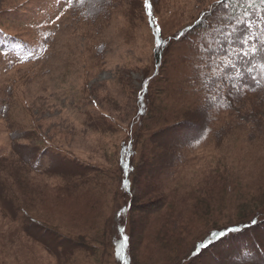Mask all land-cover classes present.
Listing matches in <instances>:
<instances>
[{
  "label": "trees",
  "instance_id": "1",
  "mask_svg": "<svg viewBox=\"0 0 264 264\" xmlns=\"http://www.w3.org/2000/svg\"><path fill=\"white\" fill-rule=\"evenodd\" d=\"M167 7V0L68 2L76 23L95 27L86 47L94 69L104 65L99 30L115 15L126 44L142 28L151 38L140 87L118 78L128 114L112 102L118 119L102 113L84 122L89 133L121 135L100 154L104 164L17 123L5 86L0 264H264V207L180 246L194 218L188 201L203 209L208 195L225 190L228 147L246 149L244 177L264 180V0H217L184 23L166 24ZM30 51L0 28L1 53L26 63ZM254 164L258 174L248 172ZM194 167L197 190L181 194L174 187Z\"/></svg>",
  "mask_w": 264,
  "mask_h": 264
},
{
  "label": "rangeland",
  "instance_id": "2",
  "mask_svg": "<svg viewBox=\"0 0 264 264\" xmlns=\"http://www.w3.org/2000/svg\"><path fill=\"white\" fill-rule=\"evenodd\" d=\"M167 1L168 12L163 19L166 24L174 20L184 23L217 0ZM68 2L0 0V28L31 50L27 53L31 57L26 63L16 59L14 54L0 52V102L8 100L10 94L4 89L11 85L10 110L17 123L27 129H37L39 134L48 136L82 159L104 164L100 154L104 150L111 153L121 135L103 137L89 133L84 122L87 116L102 113L118 119L112 102L128 114L130 103L121 95L118 78H130L133 87H140L141 69L152 54L151 38L148 30L142 28L134 43L126 44L121 35L124 20L121 15H115L99 30L102 31L99 39L105 46L104 65L94 69L86 47L95 35V27L76 23L68 11ZM7 142L5 123L0 118V147L6 146ZM244 150V147L231 146L223 154L222 160L229 169L225 190L216 193L215 189V193L208 195V200L204 195L207 206L203 209L197 201H188L194 223H188L189 233L183 234L181 243L184 244L180 246L191 248L193 242L207 232L236 224L264 207V180L258 182L254 177H244L241 171L246 169L243 166L246 161L243 160L246 157ZM47 165L48 160L43 159L40 168ZM197 168L186 173L179 186L174 187L181 194L197 190ZM261 168L260 165L257 169L254 164L248 172L258 174ZM106 203L109 206L111 201Z\"/></svg>",
  "mask_w": 264,
  "mask_h": 264
}]
</instances>
